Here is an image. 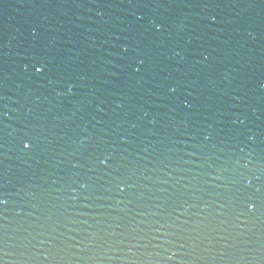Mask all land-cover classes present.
<instances>
[{"label":"water","instance_id":"water-1","mask_svg":"<svg viewBox=\"0 0 264 264\" xmlns=\"http://www.w3.org/2000/svg\"><path fill=\"white\" fill-rule=\"evenodd\" d=\"M0 199V264H264V0H0Z\"/></svg>","mask_w":264,"mask_h":264},{"label":"snow or ice","instance_id":"snow-or-ice-1","mask_svg":"<svg viewBox=\"0 0 264 264\" xmlns=\"http://www.w3.org/2000/svg\"><path fill=\"white\" fill-rule=\"evenodd\" d=\"M159 27H162V25L157 26L158 29H159ZM34 67H35V72L37 74H40V75H43L45 73V71L47 70V66L45 64H41L40 66H34ZM137 71H139V69H137ZM173 91H175V89H173ZM21 143H22V146L25 150H31V148H32V140L31 139L22 140ZM101 162L106 163L107 161L104 160ZM123 190H124V188H121V191H123ZM5 203H7L6 200L0 199V204H5Z\"/></svg>","mask_w":264,"mask_h":264}]
</instances>
